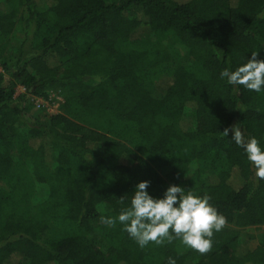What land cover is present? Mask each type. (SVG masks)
I'll return each mask as SVG.
<instances>
[{
  "label": "trees",
  "instance_id": "trees-1",
  "mask_svg": "<svg viewBox=\"0 0 264 264\" xmlns=\"http://www.w3.org/2000/svg\"><path fill=\"white\" fill-rule=\"evenodd\" d=\"M252 52L264 60V0H0V264H264V233L239 242L264 226V180L220 133L238 124L264 151V87L220 78ZM52 90L61 113L32 112ZM144 181L154 199L211 197L227 224L210 253L100 223Z\"/></svg>",
  "mask_w": 264,
  "mask_h": 264
},
{
  "label": "clouds",
  "instance_id": "clouds-1",
  "mask_svg": "<svg viewBox=\"0 0 264 264\" xmlns=\"http://www.w3.org/2000/svg\"><path fill=\"white\" fill-rule=\"evenodd\" d=\"M257 55L258 52H252L251 59L235 71L222 70L220 78L226 79L229 85H242L259 93L264 87V60H258ZM230 131L231 140L244 150L256 169L255 175L264 180V151L259 141L255 137H245L238 124L220 133L227 137ZM149 183H138L130 198V206L122 208L117 217H100V223L115 227L119 222L123 231L142 249L150 242L162 246L178 239L200 255L210 253L214 233L220 232L227 224V218L210 204L211 197L207 194L197 196L191 190L170 185L162 199H154L146 191ZM126 198L122 196L118 202L124 204ZM167 264H176V261L169 257Z\"/></svg>",
  "mask_w": 264,
  "mask_h": 264
},
{
  "label": "rangeland",
  "instance_id": "rangeland-1",
  "mask_svg": "<svg viewBox=\"0 0 264 264\" xmlns=\"http://www.w3.org/2000/svg\"><path fill=\"white\" fill-rule=\"evenodd\" d=\"M178 2H184L187 0H177ZM127 16H130L127 14ZM141 41L144 42H160L166 45H175L170 38H166L161 33H155V32H145L142 36ZM175 48H178L177 45L174 46ZM180 55L184 57V50L179 49ZM1 72V68H0ZM25 93V88L22 86H17L15 88L14 97H17L20 94ZM36 98L42 99L44 101V106L40 109H37L35 107V100ZM30 102L33 104V110L32 112H43L48 116H53L61 113V105L63 104V95L61 91L59 90H52L49 91L46 95V97H30ZM260 233H264V226H254V227H248L239 229V242L240 246L244 247L249 250H253L257 246V240L256 236ZM59 235V232L55 227H50L48 231L45 232L43 235L44 238H52Z\"/></svg>",
  "mask_w": 264,
  "mask_h": 264
},
{
  "label": "built area",
  "instance_id": "built-area-1",
  "mask_svg": "<svg viewBox=\"0 0 264 264\" xmlns=\"http://www.w3.org/2000/svg\"><path fill=\"white\" fill-rule=\"evenodd\" d=\"M35 107L37 108V109H40L41 107H43L44 106V101L42 100V99H39V98H36V100H35Z\"/></svg>",
  "mask_w": 264,
  "mask_h": 264
}]
</instances>
